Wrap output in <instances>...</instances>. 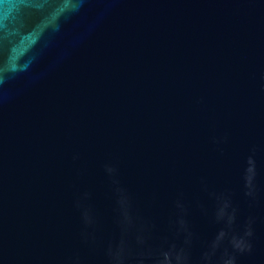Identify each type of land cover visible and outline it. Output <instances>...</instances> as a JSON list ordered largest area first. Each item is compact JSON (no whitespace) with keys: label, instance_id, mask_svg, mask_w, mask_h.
Returning a JSON list of instances; mask_svg holds the SVG:
<instances>
[{"label":"water","instance_id":"water-1","mask_svg":"<svg viewBox=\"0 0 264 264\" xmlns=\"http://www.w3.org/2000/svg\"><path fill=\"white\" fill-rule=\"evenodd\" d=\"M0 264H264V0H0Z\"/></svg>","mask_w":264,"mask_h":264}]
</instances>
